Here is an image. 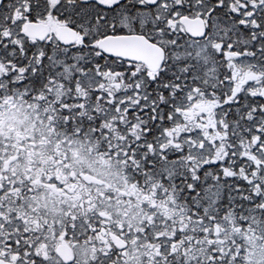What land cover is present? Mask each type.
<instances>
[{"label":"snow or ice","instance_id":"1","mask_svg":"<svg viewBox=\"0 0 264 264\" xmlns=\"http://www.w3.org/2000/svg\"><path fill=\"white\" fill-rule=\"evenodd\" d=\"M0 264H264V0H0Z\"/></svg>","mask_w":264,"mask_h":264}]
</instances>
